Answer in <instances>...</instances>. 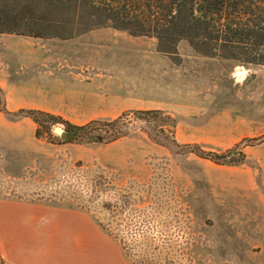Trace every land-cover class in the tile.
Wrapping results in <instances>:
<instances>
[{
    "label": "rangeland",
    "instance_id": "1",
    "mask_svg": "<svg viewBox=\"0 0 264 264\" xmlns=\"http://www.w3.org/2000/svg\"><path fill=\"white\" fill-rule=\"evenodd\" d=\"M56 19L66 27L45 33L59 37L0 33V198L63 206L99 178L137 196L156 183L168 191V211L123 222L144 230L133 245L156 239L165 248L152 264H264V66L206 57L186 41L166 54L156 38L112 27L82 32L85 20ZM26 109L79 126L161 110L176 121L168 134L179 145L234 151L228 158L242 162L221 165L157 144L136 114L129 134L109 144L64 143L54 132L63 124L38 138Z\"/></svg>",
    "mask_w": 264,
    "mask_h": 264
},
{
    "label": "trees",
    "instance_id": "2",
    "mask_svg": "<svg viewBox=\"0 0 264 264\" xmlns=\"http://www.w3.org/2000/svg\"><path fill=\"white\" fill-rule=\"evenodd\" d=\"M23 3L12 9L9 0H0V33L59 37L45 32L53 26L66 27V22L56 19L62 16L85 20L82 32L112 27L132 36L156 38L160 51L166 54H177L179 43L186 41L206 57L264 66V0H23ZM20 112L38 125V138L42 136L41 130L51 132L55 124H63L65 129L60 140L74 144L116 142L129 134L128 125L135 122L130 114H136L147 122V127L142 130L157 144L194 153L221 165L242 162L235 157L228 158V155L236 154L234 151L218 155L206 152L198 145H179L168 134V127H175L176 121L161 110L124 113L114 120H92L82 126L40 110ZM93 184L87 195H75L70 201L62 197L61 201L66 205L55 206L90 213L101 229L120 244L130 263L157 262L165 248L158 246L156 239L133 245L130 238L141 239L145 236L144 230L123 222L140 217L148 210L161 217L162 212L168 211L167 189L151 183L141 186L144 195L137 196L134 192L125 193L117 186L108 188L103 178ZM148 197L153 202L147 201ZM51 200L48 199L49 204L55 202ZM0 263L8 264L1 252Z\"/></svg>",
    "mask_w": 264,
    "mask_h": 264
},
{
    "label": "crops",
    "instance_id": "3",
    "mask_svg": "<svg viewBox=\"0 0 264 264\" xmlns=\"http://www.w3.org/2000/svg\"><path fill=\"white\" fill-rule=\"evenodd\" d=\"M68 98L76 105L75 87ZM0 252L8 264H132L90 213L9 198H0Z\"/></svg>",
    "mask_w": 264,
    "mask_h": 264
},
{
    "label": "water",
    "instance_id": "4",
    "mask_svg": "<svg viewBox=\"0 0 264 264\" xmlns=\"http://www.w3.org/2000/svg\"><path fill=\"white\" fill-rule=\"evenodd\" d=\"M54 132H55L56 134H58L59 136H62L63 133H64V129L61 128V127H59V126H57V127L54 128Z\"/></svg>",
    "mask_w": 264,
    "mask_h": 264
},
{
    "label": "bare ground",
    "instance_id": "5",
    "mask_svg": "<svg viewBox=\"0 0 264 264\" xmlns=\"http://www.w3.org/2000/svg\"><path fill=\"white\" fill-rule=\"evenodd\" d=\"M243 69V68H242ZM244 71V70H243ZM243 72L239 73V75H244L246 73V71L242 74Z\"/></svg>",
    "mask_w": 264,
    "mask_h": 264
}]
</instances>
